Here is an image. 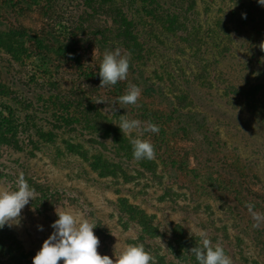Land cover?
<instances>
[{
    "label": "trees",
    "instance_id": "16d2710c",
    "mask_svg": "<svg viewBox=\"0 0 264 264\" xmlns=\"http://www.w3.org/2000/svg\"><path fill=\"white\" fill-rule=\"evenodd\" d=\"M34 9L47 19L38 28L17 23L16 13ZM243 10L249 18L258 13L261 18L264 16V6L257 0H0V56L24 72L28 81L38 78L50 81L58 76L61 80L63 73L77 76L81 91L86 89L90 96L85 101L87 115L74 117L70 112L62 113L58 127L65 135L69 134L66 129L79 133L81 140L90 144L89 152L72 140H64H67V149L78 150L98 180H113L121 185L139 179L142 176H133L139 170L129 174L132 164L150 171L154 177L159 169V180L166 178L170 185L189 195L232 201L231 211L241 215L250 212L236 205L235 186L239 184L227 172L232 165L224 155L217 159L209 157L225 151L226 147L208 138V108L202 81L207 68L215 62L209 59L208 53L221 54L210 41L219 28L217 25L228 28L227 21L231 20L237 26L236 13ZM252 21L246 22L252 28L260 24ZM206 22L209 24L205 25ZM116 49L129 57L127 77L115 85L100 87L99 65L106 52ZM183 64L190 68L187 74ZM169 65L177 67L181 80L166 72ZM166 80L171 83L167 84ZM130 84L141 90L137 103L120 104L118 97L126 93ZM1 85L0 142L11 144L26 124L6 104L8 98ZM120 115L139 120L141 129L148 122L159 127L158 133L141 135L137 131L140 139H147L154 146L153 159H133V138L126 137L117 126ZM80 122L86 126L82 127ZM179 141L189 142V151L179 147ZM190 163L194 167H189ZM7 171L9 174L0 170V180L15 186L10 177L12 171L10 168ZM30 186L35 194L41 193V201L54 198L39 185L31 183ZM119 202L121 207L117 213L120 212L123 229L133 230L136 235L129 240V245L142 244L155 258V264H197L189 250L200 243L199 239L186 238L180 233V236L174 235L177 236L174 241L172 237L162 239L160 227L152 216L137 204L130 205L128 198H121ZM95 228L101 235V226ZM34 255L24 251L7 226L0 230V264H32Z\"/></svg>",
    "mask_w": 264,
    "mask_h": 264
},
{
    "label": "rangeland",
    "instance_id": "374dc122",
    "mask_svg": "<svg viewBox=\"0 0 264 264\" xmlns=\"http://www.w3.org/2000/svg\"><path fill=\"white\" fill-rule=\"evenodd\" d=\"M67 14L65 12L64 16ZM236 18L237 26L231 20L227 21L228 28L218 24L219 28L210 38L221 54L215 50V53H208L209 59L215 62L207 68L202 81L208 108V138L212 142H222L226 150L209 157L217 159L224 155L232 165L227 172L234 183L239 184L235 186L236 205L246 208V203H252L254 211L264 213V16L261 18L258 13L249 18L243 10L236 13ZM43 19L46 17L35 9L16 13L17 23L26 28H38ZM247 20L260 24L252 28ZM186 65L183 64L187 74L190 68ZM176 69L169 65L166 72L180 79ZM23 73L0 56L3 86L0 85L8 98L6 104L26 124L14 143L0 142V170L9 174L7 168H10L15 185L0 180V191L14 190L18 177L23 174L27 183H35L54 196L52 200L41 201V193L35 194L34 190L33 200L22 210L20 226L8 227L25 252L36 254L53 231L50 224L57 219L56 211L71 210L96 227L101 226V235L96 233L95 227L93 229L99 240L97 252L100 255L118 256L129 245V240L136 237L133 230L123 229L120 212L117 213L121 207L119 199L128 198L130 205L137 204L154 218L162 239L172 237L174 241L177 237L174 235L181 234L200 241L204 233L213 244L223 247L232 264H264V221L253 227L256 221L251 213L238 215L231 211L232 201L189 195L178 190L176 185H170L166 178L159 180V169L154 177L150 171L145 172L133 164L129 174L139 170L133 175L142 176L139 179L133 177L132 182L121 185L113 180H98L85 159L78 155V150H74L76 153L70 151L65 142L72 140L89 152L90 144L82 141L79 133L66 129L69 134L65 135L66 132L59 131L58 127L62 113L70 112L74 117L87 115L85 101L90 100L87 90L81 91L78 78L72 73H63V79L59 80L58 76L50 81L46 78L28 81ZM166 83L171 82L166 80ZM80 125L85 127L86 123L80 122ZM125 136L141 138L137 131L125 133ZM177 145L187 151L191 146L187 141H179ZM109 146L115 147L112 143ZM189 167L194 166L190 163ZM197 197L200 199H193ZM37 225H42L43 230L39 231ZM104 232L107 235L104 236Z\"/></svg>",
    "mask_w": 264,
    "mask_h": 264
},
{
    "label": "clouds",
    "instance_id": "9594fccd",
    "mask_svg": "<svg viewBox=\"0 0 264 264\" xmlns=\"http://www.w3.org/2000/svg\"><path fill=\"white\" fill-rule=\"evenodd\" d=\"M264 6V0H257ZM129 69V57L121 55L120 50L108 51L104 54L99 65L98 74L100 87L112 86L118 81L125 80ZM141 90L135 84H130L125 94L118 97L120 104L134 105L137 103ZM97 102H104L98 100ZM115 105V103L113 104ZM112 105V109L115 108ZM117 125L121 132L131 133L134 130L142 135L144 132L158 133L159 127L151 122L141 129V122L136 119H127L120 115ZM133 159L151 160L154 157V146L147 139L135 138L131 140ZM34 198V189L24 179L23 174L17 179L14 190L0 191V230L4 227H18L21 223L22 210ZM258 227L264 221V213L254 211L252 203H246ZM55 219L50 227L51 234L43 240L41 247L32 258V264H155V258L144 249L142 244L128 245L118 256L110 258L97 252L99 240L93 233L96 226L87 219H82L73 211H56ZM39 231L42 225H37ZM197 264H232L231 258L225 253L220 244H213L206 234L201 233L200 243L191 248Z\"/></svg>",
    "mask_w": 264,
    "mask_h": 264
}]
</instances>
